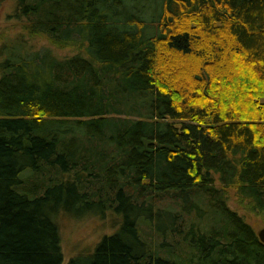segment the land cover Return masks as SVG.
<instances>
[{
  "label": "trees",
  "instance_id": "obj_1",
  "mask_svg": "<svg viewBox=\"0 0 264 264\" xmlns=\"http://www.w3.org/2000/svg\"><path fill=\"white\" fill-rule=\"evenodd\" d=\"M0 30V264H264V0H14ZM44 36L57 55L33 47Z\"/></svg>",
  "mask_w": 264,
  "mask_h": 264
},
{
  "label": "rangeland",
  "instance_id": "obj_2",
  "mask_svg": "<svg viewBox=\"0 0 264 264\" xmlns=\"http://www.w3.org/2000/svg\"><path fill=\"white\" fill-rule=\"evenodd\" d=\"M13 6L14 0H0V30L8 36H13L15 33H23L22 25L18 23L19 20L9 16L12 13ZM29 41L36 48L41 45L51 46L52 50L60 56H68L80 51L74 45L54 46L44 36H37ZM230 204L245 216L246 220L256 231L264 226L263 214L255 210H246L245 202L239 204L231 199ZM111 216L109 213L105 219L95 215H84L79 218L74 216L62 217L58 223L60 247L63 255L61 264H65L69 257L77 253L90 250L102 236L110 234L113 231Z\"/></svg>",
  "mask_w": 264,
  "mask_h": 264
},
{
  "label": "water",
  "instance_id": "obj_3",
  "mask_svg": "<svg viewBox=\"0 0 264 264\" xmlns=\"http://www.w3.org/2000/svg\"><path fill=\"white\" fill-rule=\"evenodd\" d=\"M256 234L261 242L264 243V226L256 231Z\"/></svg>",
  "mask_w": 264,
  "mask_h": 264
}]
</instances>
